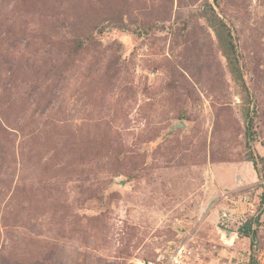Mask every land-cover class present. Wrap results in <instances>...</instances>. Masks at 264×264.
Segmentation results:
<instances>
[{
    "label": "rangeland",
    "instance_id": "obj_1",
    "mask_svg": "<svg viewBox=\"0 0 264 264\" xmlns=\"http://www.w3.org/2000/svg\"><path fill=\"white\" fill-rule=\"evenodd\" d=\"M180 241L264 264V0H0V264Z\"/></svg>",
    "mask_w": 264,
    "mask_h": 264
},
{
    "label": "built area",
    "instance_id": "obj_2",
    "mask_svg": "<svg viewBox=\"0 0 264 264\" xmlns=\"http://www.w3.org/2000/svg\"><path fill=\"white\" fill-rule=\"evenodd\" d=\"M192 247L180 241L159 250L153 257L144 259L140 264H212L202 256H196ZM215 264L220 263L218 261Z\"/></svg>",
    "mask_w": 264,
    "mask_h": 264
},
{
    "label": "trees",
    "instance_id": "obj_3",
    "mask_svg": "<svg viewBox=\"0 0 264 264\" xmlns=\"http://www.w3.org/2000/svg\"><path fill=\"white\" fill-rule=\"evenodd\" d=\"M226 53L228 54V58H230V53H229V51L228 50H226ZM230 61H231V63L233 64V61H232V59H230ZM234 66V65H233ZM237 69L235 68V71H236ZM241 232H243L244 233V235H249V234H252V236L254 235L253 233L255 232L254 231V227H253V222H252V220L251 221H249L248 223H247V225H245V227L244 228H241Z\"/></svg>",
    "mask_w": 264,
    "mask_h": 264
},
{
    "label": "crops",
    "instance_id": "obj_4",
    "mask_svg": "<svg viewBox=\"0 0 264 264\" xmlns=\"http://www.w3.org/2000/svg\"><path fill=\"white\" fill-rule=\"evenodd\" d=\"M226 232V231H225ZM227 233H229L228 231L225 233L226 234V238H228V236H227Z\"/></svg>",
    "mask_w": 264,
    "mask_h": 264
},
{
    "label": "bare ground",
    "instance_id": "obj_5",
    "mask_svg": "<svg viewBox=\"0 0 264 264\" xmlns=\"http://www.w3.org/2000/svg\"><path fill=\"white\" fill-rule=\"evenodd\" d=\"M233 233V232H232Z\"/></svg>",
    "mask_w": 264,
    "mask_h": 264
}]
</instances>
